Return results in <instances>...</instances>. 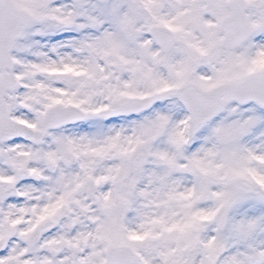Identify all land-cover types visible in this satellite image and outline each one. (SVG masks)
Segmentation results:
<instances>
[{"label": "snow or ice", "instance_id": "obj_1", "mask_svg": "<svg viewBox=\"0 0 264 264\" xmlns=\"http://www.w3.org/2000/svg\"><path fill=\"white\" fill-rule=\"evenodd\" d=\"M0 264H264V0H0Z\"/></svg>", "mask_w": 264, "mask_h": 264}]
</instances>
